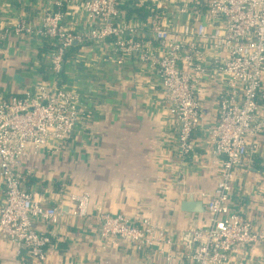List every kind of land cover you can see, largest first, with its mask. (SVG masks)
<instances>
[{
  "label": "built area",
  "instance_id": "obj_1",
  "mask_svg": "<svg viewBox=\"0 0 264 264\" xmlns=\"http://www.w3.org/2000/svg\"><path fill=\"white\" fill-rule=\"evenodd\" d=\"M121 1L82 0L80 9L93 23L86 32L66 29L64 13L54 10L45 13L38 29L14 27L15 34H35L49 45L53 81L40 82L23 96L0 95V241L6 237L37 264H47L49 248L58 242L35 225L57 226L62 206L35 201L20 170L39 153L63 152L92 121L80 95L63 85L61 76L69 51L76 44L96 41L113 53L117 66L135 59L154 74L174 119L180 158L196 152L198 134L203 133L211 141L212 159L219 162L215 190L199 195L208 214L202 226L177 239L148 217L101 213L94 218L99 234L128 245L137 255H156L163 264H233L242 250L248 253L264 245V226L255 227L230 206L236 175L256 151L250 140L264 133V0L196 1L194 13L207 21L179 32L165 26L160 11L147 19H122ZM143 32L151 38L139 39ZM10 34L0 27V51ZM208 85L216 90L217 117L207 128L203 89ZM69 198L76 203L73 218L89 217V193ZM178 247L182 251H176Z\"/></svg>",
  "mask_w": 264,
  "mask_h": 264
},
{
  "label": "crops",
  "instance_id": "obj_2",
  "mask_svg": "<svg viewBox=\"0 0 264 264\" xmlns=\"http://www.w3.org/2000/svg\"><path fill=\"white\" fill-rule=\"evenodd\" d=\"M81 1L0 0V27L11 31L1 44L0 95L23 94L40 82L53 81L46 44L35 34H15L14 27L38 29L45 13L54 10L64 13L66 29L89 31L93 23L81 11ZM196 1L122 0L120 16L132 20L137 17L128 16V8L153 6V12H162L165 26L179 32L207 21L208 17L194 13ZM150 38L145 32L144 39ZM16 76L23 81L15 83ZM153 77L148 66L135 59L117 66L113 53L101 42L79 43L69 51L61 82L80 95L92 121L63 152L39 153L20 170L33 175L26 188L35 201L61 205L64 211L57 226L35 225L58 240L49 248L47 264H163L156 255H137L128 245L104 239L94 220L101 213L148 217L177 239L184 231L205 224L207 213L188 216L181 204L190 194L202 201L200 193L215 190L219 162L212 159L211 141L203 133L198 134L194 154L178 156L174 119ZM203 92L204 127L208 128L217 117L216 90L208 85ZM250 145L256 151L236 175L230 206L259 228L264 226V133L250 140ZM3 190L0 177V203ZM84 193L90 194L89 217L73 218L76 203L69 196ZM246 251L233 264H264V245ZM0 264L37 263L4 237Z\"/></svg>",
  "mask_w": 264,
  "mask_h": 264
},
{
  "label": "trees",
  "instance_id": "obj_3",
  "mask_svg": "<svg viewBox=\"0 0 264 264\" xmlns=\"http://www.w3.org/2000/svg\"><path fill=\"white\" fill-rule=\"evenodd\" d=\"M127 13H128V16H136L137 18H141V19H147L151 16V14L153 13V6H146V7H138V8H128L127 9ZM144 33H140L138 35V38L139 39H144ZM45 49L46 50H49L50 47L49 45H46L45 46ZM68 55V54H67ZM18 95H22L23 94H18ZM264 96V92H263V95ZM260 103L261 105H264V98L260 99ZM22 177H23V183H24V186L26 187V184L28 183L29 184V181H32L33 180V175H31L29 172H22L21 173Z\"/></svg>",
  "mask_w": 264,
  "mask_h": 264
},
{
  "label": "water",
  "instance_id": "obj_4",
  "mask_svg": "<svg viewBox=\"0 0 264 264\" xmlns=\"http://www.w3.org/2000/svg\"><path fill=\"white\" fill-rule=\"evenodd\" d=\"M14 81L19 84L23 81V78L16 76ZM181 211L188 216L207 213V209L203 202L195 200V197L192 194H190L186 200L182 202Z\"/></svg>",
  "mask_w": 264,
  "mask_h": 264
}]
</instances>
